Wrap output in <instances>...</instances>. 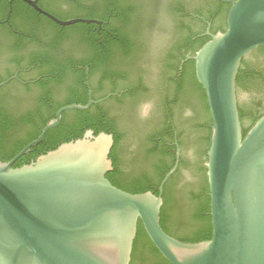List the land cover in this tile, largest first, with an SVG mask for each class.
Masks as SVG:
<instances>
[{
	"label": "water",
	"instance_id": "95a60500",
	"mask_svg": "<svg viewBox=\"0 0 264 264\" xmlns=\"http://www.w3.org/2000/svg\"><path fill=\"white\" fill-rule=\"evenodd\" d=\"M23 1L61 26L103 24L96 19L60 20L41 9L38 0ZM228 3L226 30L212 34L208 23L210 40L182 61L195 62L212 119L205 164L212 238L187 243L161 226L164 186L178 169L179 151L157 195L131 194L111 183L107 174L113 170L114 137L105 132L95 135L88 130L81 139L13 167L59 125L64 112L86 110L94 104L90 100L87 105L63 107L36 140L11 161L0 160V264H130L140 224L171 264H264V115L244 136L239 111V99L243 106L264 103V93L240 91L238 99L236 83L243 60L264 46V0ZM165 20L171 28V21ZM159 36L152 40L144 63L150 93L138 104L139 111L164 101L156 89L166 46ZM14 79L0 83V88ZM184 114L189 117L191 111ZM187 156L193 166L183 169L184 194L198 178L195 165L200 168L205 162L196 148H189Z\"/></svg>",
	"mask_w": 264,
	"mask_h": 264
},
{
	"label": "trees",
	"instance_id": "16d2710c",
	"mask_svg": "<svg viewBox=\"0 0 264 264\" xmlns=\"http://www.w3.org/2000/svg\"><path fill=\"white\" fill-rule=\"evenodd\" d=\"M10 1L0 0V83L11 77L16 70L18 58L13 51L22 44L16 40L18 31L28 33L32 41L49 43L50 51L42 56L44 64L51 62L53 65V73L68 72L70 77L76 74L74 77L81 81L79 87L82 92L76 94L71 90L66 98L55 103L57 108L72 104L86 105L89 89H95L98 76L101 77L100 83H105L102 89H106L98 98L115 92L114 84L121 90H128L121 98L112 97L105 103L92 105L87 110L64 112L60 125L50 130L44 141L17 160L13 167L28 165L64 143L81 139L87 130H93L95 135L105 132L114 136L115 145L110 154L114 171L109 172L107 178L112 184H116L121 176V164L116 153L118 149L123 151L125 148V145L121 146L124 136L131 139L130 133L127 135L125 130L124 119H133L138 104L146 93H150L144 79V63L149 60L152 40L160 35L166 39V46L160 59L162 67L156 89L161 91V100H164L163 112H168L166 107L170 105V119L174 120L172 105L178 96L183 97L181 104L187 105L195 113V117L188 120L194 127L191 130L193 145L205 158L200 168L195 165L198 178L189 193L184 194L180 185L183 169L192 167V162H181L177 172L165 184L161 226L167 234L183 242L199 243L210 240L212 223L205 164L212 119L205 91L195 75V62L187 61L182 70L179 66L185 58L183 51L191 52V56H194L210 40V37L203 35L207 27L205 20L212 22V25L217 22L224 25L230 4L223 0H45L42 3L43 8L61 20L85 18L108 23L100 28L94 23L61 26L23 0H13L12 4ZM166 18L171 21V28L168 27ZM40 55L30 54L29 64ZM4 63L9 66L3 68ZM73 65L82 66L84 69L76 71ZM64 66L69 69L60 71ZM42 73L47 74L45 71ZM87 82L89 86L86 85ZM236 83L238 96L240 91L260 90L264 93V46L243 60ZM18 88L15 81L0 88V160L3 162L11 161L28 144L36 140L52 118L48 112L40 113L39 107L20 117L8 113L7 107L15 105L12 96ZM49 96L47 93L40 94L37 98L38 104L45 108L53 104L54 100L51 98L50 101ZM172 96L175 97L174 100H168ZM98 98L94 97L95 100ZM261 103L258 101L243 106L239 102L244 136L264 115L258 112ZM115 104L118 105L117 108ZM163 116L164 123L168 124L169 117L164 114ZM119 124L124 129L123 133L118 130ZM22 125L30 126L31 129L18 138L17 130ZM164 127L154 134L146 135L150 143L146 158H152L151 164L137 174L134 180L123 183L126 192L140 194L151 191L158 194V187L173 168L176 158L175 147L165 143H173L174 138L172 134L165 133L168 128L166 125ZM179 143L182 150H185L192 140L188 143L180 140ZM130 146L126 144L125 153ZM130 264H171L156 249L141 224L138 227Z\"/></svg>",
	"mask_w": 264,
	"mask_h": 264
},
{
	"label": "flooded vegetation",
	"instance_id": "af4514ba",
	"mask_svg": "<svg viewBox=\"0 0 264 264\" xmlns=\"http://www.w3.org/2000/svg\"><path fill=\"white\" fill-rule=\"evenodd\" d=\"M11 1L13 2V0H11ZM65 1H72L73 2L76 0H65ZM228 1L229 0H223V2L229 4ZM43 2H45V0H38V6L41 9H43L44 11L52 14V12H50L49 10L42 7ZM63 8H65V6ZM10 13H11V10L9 11V14ZM52 15H54V14H52ZM43 16H45V15H43ZM8 20H9V18L7 19V21ZM99 21H101V20H99ZM205 22L207 24L206 31L208 28V23L211 24L210 32L212 34H217L218 32H224L227 28L226 22L224 25H222L218 22L215 23L214 25H212V22H210L208 20H205ZM102 25L107 26L108 23L103 22ZM101 26H100V28H101ZM206 31L203 34L204 36H207ZM16 35L18 36V37H16V40L18 39V41H20L22 44L18 45L16 47L15 51H13V53L16 54V56L18 58V62L16 64V70H15L14 74L11 77H9L7 80H9L12 77H16V79L11 80L10 82L15 81L16 84H18L19 88L16 89L18 91L14 92L15 94L13 93V96H12L13 100L15 102V105L8 106L7 112L12 114V115L16 114L18 117H20L29 111H32V110L34 111L36 108L39 107L40 113H46V112L49 113V117H52L50 119V121H51L52 119H54L56 117L57 112L63 108V107L57 108L55 103L59 102V100H61L63 98H66L68 93L71 90H73L72 92H74L76 94L81 93L82 90L79 87V83L81 81L74 77L76 74H73V77H70L68 72H67V74H62L63 72L62 73H53V70H52L53 65L51 64V62L44 64V57L42 55L44 53H46V52L48 53L50 51V47H49L48 42L43 43V42L32 41L31 36L28 33H21V32L17 31ZM37 41H39V39H37ZM8 53H10V52H8ZM37 53L41 54L40 57L35 59L32 64L31 63L29 64V62H28L29 55L30 54H37ZM182 53L185 55V58L181 60V64H180V66L182 65V69H183L184 64H182V61H184L188 56H191V52L186 53V51H183ZM7 66H9L8 63H4L2 65L3 68H6ZM180 66H179V69H180ZM73 68L76 69V71L84 69L82 66H78V65H73ZM68 69H69V67L64 66V68L61 67L60 71L68 70ZM182 69H180V70H182ZM86 70L88 71V69H86ZM43 71L47 72V74L44 75L42 73ZM7 80H5V81H7ZM100 80H101V77L98 76L95 80V85H94L95 89L94 90H92L91 88L89 89L88 103L90 100H92L94 102V104H92V105H98V104L105 103L106 101H108L112 97H120L121 98L123 94L128 92V90H121L117 85L114 84L115 92L109 93L102 98H98L106 92V89L105 90L102 89V87L104 86L105 83L104 84L100 83ZM8 84H6L5 86H7ZM86 85L89 86V83L87 82ZM5 86H3V87H5ZM44 93H47L51 96V97L49 96L50 101H51V98L54 100V103L53 104L51 103L46 108L43 107L42 105H39L37 102V98L40 96V94H44ZM94 97H96L98 99L95 100ZM174 98L175 97L172 96L168 100L172 101V100H174ZM177 98H178L177 101H175L176 103L174 102L172 105L174 120L170 119V116H172L169 113V106L170 105L166 107V109L168 110V112H166V113L163 112V110L165 109V107L163 105H157V106L151 107L147 111H142V109L140 111L136 110V114H135L134 118L131 119L129 117V121H127V118L125 117V119H124L125 123H126V129L125 130L127 132V135H128V133H130L131 139H128L127 137L124 136V139L121 140V146L125 145V148H123V151L118 149V153H116V157H118V159L120 160V164H121V168H120L121 176L118 177L116 184L113 182V185H115L117 188H119L123 191H127L124 188L123 183L125 181L130 182V181L134 180L136 178L137 174L146 170V168L148 166H150L152 158H146V150L150 148V146H149L150 143H149L148 139H146V137H147L146 135L147 134L148 135L154 134L155 132L160 131L161 129L165 128L164 127L165 125H166V128H168V130H166L165 133L172 134V137L174 138L173 143H170V142H165V143L167 146H174L175 147V150H176L175 151V153H176L175 163H176V159H177V152L178 151L180 152V160H179L178 168H179V165L181 162L184 163V161H188L189 163H191V160H188L187 152H188L189 148H192V147L195 148V146L193 145L194 139H193L192 131H191L194 127L192 126L191 122H188V120L194 118L195 113L193 112L192 109L188 108L187 105L181 104L182 103L181 101H183V97L178 96ZM238 99H239V96H238ZM239 102H240V99H239ZM115 106H116V108L118 107V105H116V104H115ZM186 109H189L191 111V115L189 117L184 114ZM128 112H130V111H128ZM258 112H259V114L264 113V103L263 102L258 107ZM163 114L169 117L168 124L164 123L165 117L163 116ZM62 120H63V115H62L61 121ZM61 121H60V123H61ZM60 123H59V125H60ZM127 123H128V125H127ZM30 129H31L30 126L29 127L25 126V125L19 126L18 130H17L18 138L23 137V135L27 131H29ZM118 130L121 133H123V131H124V129L121 128L120 124L118 125ZM180 140L185 142V143H188L189 141L192 140V143L190 145H188L185 148V150L184 149L182 150L180 143H179ZM126 144L127 145L130 144L131 146L128 147V152L125 153L124 151H126ZM114 145H115V140H114ZM114 145H113V147H114ZM175 163H174V165H175ZM113 171H114V167H113V170L111 172H113Z\"/></svg>",
	"mask_w": 264,
	"mask_h": 264
}]
</instances>
